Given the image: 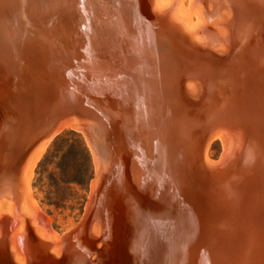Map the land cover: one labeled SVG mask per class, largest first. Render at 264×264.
<instances>
[{"label":"water","instance_id":"1","mask_svg":"<svg viewBox=\"0 0 264 264\" xmlns=\"http://www.w3.org/2000/svg\"><path fill=\"white\" fill-rule=\"evenodd\" d=\"M69 129L97 175L62 235L32 180ZM0 264H264V0H0Z\"/></svg>","mask_w":264,"mask_h":264},{"label":"rangeland","instance_id":"2","mask_svg":"<svg viewBox=\"0 0 264 264\" xmlns=\"http://www.w3.org/2000/svg\"><path fill=\"white\" fill-rule=\"evenodd\" d=\"M222 149V142L215 140L209 150L213 161L219 160ZM94 159L87 136L76 130L56 135L41 157L32 189L43 218L56 233L65 235L83 214L97 175Z\"/></svg>","mask_w":264,"mask_h":264},{"label":"bare ground","instance_id":"3","mask_svg":"<svg viewBox=\"0 0 264 264\" xmlns=\"http://www.w3.org/2000/svg\"><path fill=\"white\" fill-rule=\"evenodd\" d=\"M69 130H76V131H79V132H82L80 129H69ZM55 137V136H54ZM54 137H52L43 147H41L40 148V152H39V155H38V158H37V161H36V164H35V168H34V173H33V178H34V175H35V169H36V167H37V165H38V163H39V161H40V159H41V157L43 156V154L45 153V151L47 150V148H48V146H49V144H50V142L52 141V139L54 138ZM87 140H88V144H89V147H90V149H91V151H92V153H93V156H94V160H95V164H96V167H97V155H96V153H95V150H94V148H93V145L91 144V142L89 141V139L87 138ZM215 140H220L221 141V139H219V138H216V139H214L212 142H211V144L209 145V147H208V150H207V153H206V156H207V159L209 160V161H211V162H217V161H213L212 159H211V157H210V155H209V150H210V148H211V146L213 145V143H214V141ZM222 142V141H221ZM223 145V144H222ZM97 171V170H96ZM33 181V180H32ZM94 183H95V180L92 182V185H91V193H92V191H93V188H94ZM32 205H33V207H34V209L36 210V212L38 213V215L40 216V218H41V220L43 221V223L48 227V229L50 230V231H53V232H55L51 227H50V225H49V221L47 220V219H44L43 218V216L44 215H42L43 213H41V210H40V208H39V205H38V203H37V201L35 200V198H34V194H33V189H32ZM45 217V216H44ZM45 220H47L48 222H46ZM66 234V233H65Z\"/></svg>","mask_w":264,"mask_h":264},{"label":"trees","instance_id":"4","mask_svg":"<svg viewBox=\"0 0 264 264\" xmlns=\"http://www.w3.org/2000/svg\"><path fill=\"white\" fill-rule=\"evenodd\" d=\"M81 145H82V147H83V149H84V152H85V154H86V157H88L87 149L85 148V146H84L83 143H81ZM45 166H46V164H45ZM45 166H44V167H45Z\"/></svg>","mask_w":264,"mask_h":264}]
</instances>
